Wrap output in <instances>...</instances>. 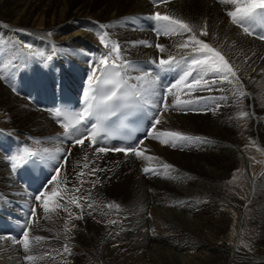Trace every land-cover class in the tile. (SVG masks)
<instances>
[{"label": "bare ground", "instance_id": "obj_1", "mask_svg": "<svg viewBox=\"0 0 264 264\" xmlns=\"http://www.w3.org/2000/svg\"><path fill=\"white\" fill-rule=\"evenodd\" d=\"M234 8L230 0H168L159 6L148 0H0V264H264V42L231 23L226 13ZM156 12L197 26L198 38L221 52L237 72L238 79L222 85L224 91L191 94L181 84L168 96L170 104L175 97L203 99L193 110L158 113L163 122L156 131H178L206 142L172 147L162 143L168 137H149L138 150L156 159L96 153L99 144H74L52 113L51 96L61 79L83 94L93 62L100 67L107 51L100 34L124 49L123 58L133 68L122 71L136 82L152 111L154 104L162 108L159 96L166 84L149 63L187 55L190 50L177 45L190 33L158 37L159 25L150 19ZM145 74L146 80L136 79ZM220 96L227 100L215 99ZM217 103L222 106L214 110ZM241 111L248 115L241 117ZM198 114L205 115L202 134L195 131ZM25 150H37L45 161L44 183L56 174L53 166L63 164L47 189L63 181L60 190L69 191L68 201L82 197L79 208L65 204L74 216L64 210L63 218L60 209L45 213L43 198L35 199L39 186L23 185L14 168ZM145 167L154 173L145 174ZM92 168L103 170L93 175ZM52 199L50 208L59 200ZM94 205L99 214L93 213ZM30 208L37 209L35 217ZM28 221L30 251L25 252L18 241ZM58 239L62 244L55 247ZM161 247L177 259L172 254L161 258L166 253ZM28 255L35 259L26 260Z\"/></svg>", "mask_w": 264, "mask_h": 264}, {"label": "snow or ice", "instance_id": "obj_2", "mask_svg": "<svg viewBox=\"0 0 264 264\" xmlns=\"http://www.w3.org/2000/svg\"><path fill=\"white\" fill-rule=\"evenodd\" d=\"M168 0H153L155 6H159L162 3H167ZM224 2V0H221ZM231 4L235 5L234 10L227 11V16L230 18L231 23L243 28L244 33L248 35H257L258 38L264 39V0H230ZM150 19L157 22L159 25L155 29L157 36H184L186 33H190L187 36V39L184 43L177 45L180 49H189L187 55L181 56L179 59L171 55L167 59L161 58L159 60V68L161 70H177L179 78L172 83L170 87L167 88V91H164L160 94L159 100L163 101V107L160 108L159 104H154L153 107L156 108V112L152 116V131H148V136L152 139H160L161 137H168L169 140H163L162 143L171 142L172 147H176L178 142H188L192 140L200 141L205 143L206 141H201L199 137L185 136L178 131H156V126L161 124L162 118L158 114L163 111L166 112L169 109H179V110H193L192 105L198 103L203 97H196L194 99L181 100L179 97H175L173 102L170 104L168 102V96L173 95V90L178 88L181 84H184L188 89L189 93L196 91L207 90L209 92L215 90L224 91L222 85L227 83H232L233 79H238L237 72L234 70L230 62L225 58L221 52L217 51L215 48L211 47L208 43H205L203 40L199 39L196 34L195 25L190 26L189 23H186L182 19H176L171 15L161 14L160 12L154 13L150 16ZM256 22H259V26L262 29L261 31H254L252 25ZM101 28L106 26L101 25ZM200 35H208L207 31H201ZM99 41L107 49L106 53L99 59L97 67V62H93L92 74L88 77V85L86 90L83 92V108L79 112H73L69 110H56L55 116L60 118L63 116V119L66 120V123H62L64 128V133L66 136L73 138V142L76 145L84 146L85 139L90 141L89 147H92L100 143V123L106 118V116H116L121 109L130 107L132 101L129 99V94L124 91L125 86L127 85V80L121 75V70H129L133 68L131 62L124 60L123 51L118 43L110 42L108 40L107 34H100ZM133 46H137V42H132ZM145 46H152L147 44V42H139ZM155 47L161 52H165V48L161 44H156ZM111 61V62H110ZM111 68L113 71L108 73V69ZM97 72H100L101 75H97ZM147 74L145 76L136 77L138 80H146ZM189 81H191L189 83ZM203 82V83H202ZM135 87V86H133ZM135 95H140V93H135ZM241 96L246 95L241 92ZM219 100H227L226 96H220L215 98ZM219 103L216 105L218 110ZM241 117L247 116L248 113L241 111L239 113ZM95 117L97 123H92L89 127V123L92 118ZM83 129V130H81ZM140 143H143L142 141ZM139 145L132 144L121 147H107L101 146L96 147V153H107L108 151L123 152L125 155L134 154L137 158L140 159H156L155 157H146L145 152L138 150ZM27 155H36L35 153H27ZM70 152V150H69ZM64 160H67V156L64 157ZM13 167H16V164H13ZM63 164L59 167L53 166V171L59 175ZM85 168H88L89 165L85 164ZM165 169H169L171 166L164 164ZM102 171L103 169L92 168L90 174H95L96 171ZM155 170L145 167L143 172L148 174L150 172L154 173ZM57 175H52L48 180V184H52L57 180ZM82 175V174H81ZM67 180L65 179V183ZM99 179L94 182L93 186L96 183H99ZM84 181L80 180V184L83 185ZM76 192H79L80 189H75ZM53 197L60 198V194L57 192L56 188L51 189V196L47 192H41L35 197L37 201H40L43 198L42 207L45 213L54 212L56 209L63 208L65 211L69 212L70 216H74L68 208L63 204L57 202L54 208L49 207V202ZM82 197H73L67 203L75 204L76 207H81V204L78 202ZM92 207V205H89ZM109 207H118L115 204L109 205ZM30 214L32 217H35L37 214L36 208H30ZM50 218V217H48ZM75 219H81L82 216L76 215ZM31 221L26 222L23 231V239L19 240L25 252L30 251V239L29 231L26 230L28 224ZM109 223H115V221H109ZM66 230L67 222H66ZM74 227V225H73ZM36 241L43 239L42 237H34ZM65 252L68 251L67 246L65 247ZM35 257L32 255L26 256V260L32 261Z\"/></svg>", "mask_w": 264, "mask_h": 264}, {"label": "rangeland", "instance_id": "obj_3", "mask_svg": "<svg viewBox=\"0 0 264 264\" xmlns=\"http://www.w3.org/2000/svg\"><path fill=\"white\" fill-rule=\"evenodd\" d=\"M25 32H29L28 30H25ZM24 59V58H23ZM40 61V60H39ZM25 63H26V61H24ZM234 87L233 86H230V87H228V92L229 93H231V92H233V89ZM220 106H222L221 104H219V107ZM162 107H163V104H162ZM227 107L230 109V108H232L233 106H232V104L231 103H228L227 104ZM261 112L260 113H263L264 112V107H262L261 109ZM12 115H13V113H12ZM198 117H196V115H195V123H196V125H195V131L197 132V133H205V130H204V128H203V125L201 124V121H202V117H204V116H200V114H198L197 115ZM201 120V121H200ZM198 124V125H197ZM201 126V127H200ZM197 128V129H196ZM198 128H199V130H198ZM201 131V132H200ZM38 146V149H40V148H42V146L41 145H37ZM37 149V150H38ZM37 150H35L36 152H35V154H39V152L37 151ZM61 165V164H60ZM60 165H58L57 167H59ZM186 168L187 169H189V170H192V168H190L189 166H186ZM236 174V173H235ZM235 174H233V176L235 175ZM160 187H162V188H164V189H169L168 188V185L166 184V183H164V182H156ZM62 184H63V181H59L58 183H55V185H54V188H56L57 189V192L59 193V194H61V188H62ZM164 185H166L165 187H164ZM170 187V186H169ZM69 191L67 190V191H63L62 192V194L60 195V198H59V200H56V201H54L53 203L54 204H56L57 202H59V203H61V204H63L64 206H65V204L67 203V201H68V199L70 198L69 197V193H68ZM105 192V191H104ZM105 194L106 195H108V192H105ZM31 195H33V193H31ZM98 207H97V205H94V208H93V213H95V214H99L100 213V211H99V209H97ZM60 210L62 211V217L63 218H65V216H66V214H64V209L63 208H60ZM24 225V224H23ZM48 234H50V233H48ZM9 238H12V235H9ZM61 241L58 239V240H56V242L54 243V246L55 247H60L61 246ZM170 247L171 248H174V250H173V252H175L176 251V249H175V247H173L172 245H170ZM48 249H50L51 247H47ZM149 248V247H148ZM161 249H164V250H166V253L165 254H163V256H161V258H163L165 255H167V254H172V257H173V255H174V258H176V256H175V254L174 253H172V251L169 249V248H163V247H161ZM171 251V252H170ZM161 258H159L160 259V261H161ZM177 259V258H176ZM192 259V258H191ZM157 261H159L158 259H156ZM194 260V259H193ZM193 260H191L192 262H193ZM196 261V260H195ZM154 262V261H153Z\"/></svg>", "mask_w": 264, "mask_h": 264}]
</instances>
